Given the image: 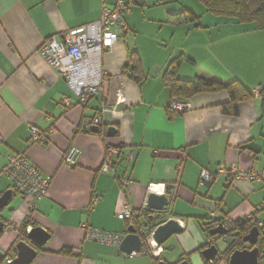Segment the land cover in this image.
<instances>
[{"label":"crops","instance_id":"obj_1","mask_svg":"<svg viewBox=\"0 0 264 264\" xmlns=\"http://www.w3.org/2000/svg\"><path fill=\"white\" fill-rule=\"evenodd\" d=\"M113 3L0 0V196L12 190L1 172L9 154L26 156L51 177L47 195L32 208L30 198L12 190L13 199L0 211V219L11 225L0 234V264L15 257L19 241H27L25 230H17L23 225L49 233L31 264H156L158 258L166 264H209L201 251L213 239L208 235L212 220L234 225L243 220L264 230V181L228 180L222 174L209 184L200 180L203 171L215 174L220 165L264 171V31L208 13L197 0H134L123 15L127 30L103 55L104 86L83 104L39 50L49 37L97 21L102 6ZM184 10L197 19L174 23L171 17ZM247 34L259 39L257 47L239 44ZM131 57L140 65L135 80ZM175 58L182 59L179 79L238 80L252 98L239 103L237 115H226L225 91L202 93L189 99L190 110L169 115L175 98L163 75ZM102 105L111 111L100 132L84 131L83 119ZM31 127L45 141L31 140ZM109 127L114 136H107ZM109 146L119 147L120 154L105 174L100 167ZM71 147L81 151L73 167L63 163ZM150 183L174 190L162 221L177 218L183 227L155 256L148 247L130 256L84 240V224L126 234L130 225L117 215L125 206L144 207ZM219 239L220 255L211 264H229L224 252L232 239ZM244 248L249 246L239 249Z\"/></svg>","mask_w":264,"mask_h":264},{"label":"built area","instance_id":"obj_2","mask_svg":"<svg viewBox=\"0 0 264 264\" xmlns=\"http://www.w3.org/2000/svg\"><path fill=\"white\" fill-rule=\"evenodd\" d=\"M133 3L134 0H114L112 5H103L101 16L97 21L69 29L59 37H49L41 45L39 50L41 57L66 81L71 92L78 97L81 103H86L102 90L106 75L102 65L103 55L127 30L123 15L129 11ZM117 94V101H121L123 99L122 90H118ZM64 103L67 106L69 105L65 99ZM168 109L183 113L191 109V103L189 100L173 99ZM110 111L111 108L102 105L95 116L83 119L82 129L89 132L94 126L100 128L104 115ZM30 133L31 140L45 141V135L37 128L31 127ZM80 154L81 151L76 147L67 149L63 155V163L69 167L75 166ZM119 154V147H107L100 171L105 174L110 173L118 160ZM1 172L10 179L13 191L31 199V208L47 195L51 177L33 165L26 156L9 154L7 164ZM221 174L228 180L264 181L263 170L240 169L235 164L228 167L220 165L215 174L203 171L200 180L202 183L209 184ZM121 184L127 186L128 181L125 179ZM147 189L157 195L172 194L174 192L172 188H168L163 183H150ZM147 210L146 205L137 210L125 206L117 217L128 221L129 225L135 227L143 245H146L149 248V253L155 256L159 246L153 240L155 227L147 217ZM211 216L213 217L214 213ZM219 224H222L229 233L235 232V225L226 219L212 220L210 227ZM7 228H11V225L5 223L4 229ZM83 228L85 230V241L108 244L116 248H119L122 239L126 235L93 228L86 224L83 225ZM23 229L27 233L31 230V227L23 225V227L17 228L18 231ZM133 254L131 253L130 256ZM10 260L7 259L6 262ZM208 263L211 264L212 261Z\"/></svg>","mask_w":264,"mask_h":264},{"label":"trees","instance_id":"obj_3","mask_svg":"<svg viewBox=\"0 0 264 264\" xmlns=\"http://www.w3.org/2000/svg\"><path fill=\"white\" fill-rule=\"evenodd\" d=\"M205 9L206 12L215 16L231 18L239 24H253L256 30L264 31V0H197ZM173 18V19H172ZM176 24H186L197 19L193 13L184 10L171 17ZM181 58H175L168 64L163 75V82L169 89L172 98L179 100H189L190 98L202 93H215L225 91L228 95V101L221 105L222 111L226 115H237L238 105L241 102L248 101L252 98V94L240 81L233 80L227 83L219 81H207L202 78L193 80H182L177 77V71L181 64ZM139 61L137 58L131 57V74L132 79L134 73L140 70ZM168 114L179 115L181 113L168 109ZM150 210H147V213ZM152 212V211H150ZM150 223L154 225V220ZM251 224L235 225L236 233H229L232 242L227 249L226 254H230L233 250L239 249L242 245L240 238L245 234ZM27 241V237L25 238ZM260 253L264 252V237L259 240ZM39 250L41 247H36ZM146 250V245H143ZM203 250V248H202ZM225 254V255H226ZM226 255V256H227ZM215 260V259H214ZM213 260V261H214ZM212 261V262H213ZM156 264H160L159 258L155 260Z\"/></svg>","mask_w":264,"mask_h":264},{"label":"water","instance_id":"obj_4","mask_svg":"<svg viewBox=\"0 0 264 264\" xmlns=\"http://www.w3.org/2000/svg\"><path fill=\"white\" fill-rule=\"evenodd\" d=\"M114 128L107 129V136H114ZM94 133H99L100 128L94 126L91 130ZM13 199V191L8 189L0 196V211L3 210ZM170 196L168 194L157 195L154 193L149 194L147 198L146 207L152 211L148 217L149 220H154L153 240L158 246L162 245L171 235L181 233L183 227L177 218H168L162 221L164 214L168 208ZM162 221V222H161ZM245 221L242 220L241 224ZM4 231V222L0 219V234ZM208 235L213 238L211 243L201 251L204 259L209 262L216 259L220 255L217 247V240L219 238L229 237V232L219 224L215 227H210ZM27 241H19L16 244V255L9 262L5 264H31L37 254L36 247H42L49 238V233L41 227H34L27 232ZM264 237V230H260L257 226L252 225L249 230L240 238L242 244H247L249 248L235 249L228 254L229 264H259V239ZM231 238V237H230ZM230 245H227L224 254ZM120 251L130 255L131 253H139L143 249V242L140 236L136 233L133 225L127 229V233L121 241L119 246ZM227 255V254H226ZM160 264H166L160 262ZM177 264H188L187 261H181Z\"/></svg>","mask_w":264,"mask_h":264},{"label":"rangeland","instance_id":"obj_5","mask_svg":"<svg viewBox=\"0 0 264 264\" xmlns=\"http://www.w3.org/2000/svg\"><path fill=\"white\" fill-rule=\"evenodd\" d=\"M247 36L248 37L246 38V40L242 43H239V44L242 47H246V45H248L249 47H257L256 45L259 42V39H256L254 36H251V35L249 36V34H247ZM231 47H233V44ZM154 71H155V69H154ZM219 240H220V242H219ZM219 240L216 242V244H217L218 248H221L222 247L221 239H219Z\"/></svg>","mask_w":264,"mask_h":264}]
</instances>
